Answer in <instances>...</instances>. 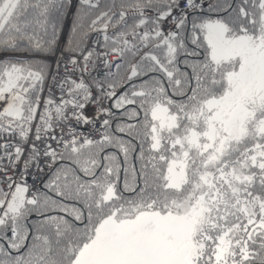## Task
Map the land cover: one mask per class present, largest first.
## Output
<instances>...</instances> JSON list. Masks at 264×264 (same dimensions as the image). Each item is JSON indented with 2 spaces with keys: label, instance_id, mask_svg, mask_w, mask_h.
I'll use <instances>...</instances> for the list:
<instances>
[{
  "label": "snow or ice",
  "instance_id": "1",
  "mask_svg": "<svg viewBox=\"0 0 264 264\" xmlns=\"http://www.w3.org/2000/svg\"><path fill=\"white\" fill-rule=\"evenodd\" d=\"M73 7L0 0V264H264V0Z\"/></svg>",
  "mask_w": 264,
  "mask_h": 264
},
{
  "label": "built area",
  "instance_id": "2",
  "mask_svg": "<svg viewBox=\"0 0 264 264\" xmlns=\"http://www.w3.org/2000/svg\"><path fill=\"white\" fill-rule=\"evenodd\" d=\"M165 27H167V25H165ZM94 38H95V34H93V37H91L90 39H94ZM60 49L62 50L61 42H60ZM45 58L48 60L49 66L51 67V70L54 73L57 60L58 59L61 60V63H62L63 60L67 59V54H65L63 57H61L60 56V50H58L56 52V54L50 55V56H46ZM61 71H62V69H61ZM103 74H104V69L102 67H98L96 72L93 73V75H98V76H103ZM48 83H51V81L49 80ZM47 86H48V84L45 85L46 89H47ZM54 91H56V90L54 89ZM44 94L47 95V91H45ZM94 114H95V106L91 105V104L88 105L87 108L85 109V115L91 117V116H94ZM97 127H98V123H97ZM80 131L85 133V134H88L89 132H92V137L93 138H97L96 133L94 131H92V128H91L90 125L81 126L80 127Z\"/></svg>",
  "mask_w": 264,
  "mask_h": 264
},
{
  "label": "trees",
  "instance_id": "3",
  "mask_svg": "<svg viewBox=\"0 0 264 264\" xmlns=\"http://www.w3.org/2000/svg\"><path fill=\"white\" fill-rule=\"evenodd\" d=\"M73 5L74 7L72 10V14L71 15L66 14L64 20L62 21V25H61L62 31H61V39H60L62 49L67 45L68 39L72 34L71 33L72 22L73 19L75 18L76 8H78V0H73ZM41 60L42 62L49 65L48 60L45 59V57H42Z\"/></svg>",
  "mask_w": 264,
  "mask_h": 264
}]
</instances>
